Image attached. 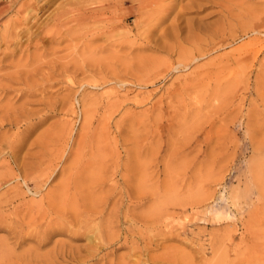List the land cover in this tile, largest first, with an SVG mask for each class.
<instances>
[{
    "label": "rangeland",
    "instance_id": "1",
    "mask_svg": "<svg viewBox=\"0 0 264 264\" xmlns=\"http://www.w3.org/2000/svg\"><path fill=\"white\" fill-rule=\"evenodd\" d=\"M169 1L156 43L119 48L137 35L120 12L108 42L67 22L2 61L0 264H264V0Z\"/></svg>",
    "mask_w": 264,
    "mask_h": 264
},
{
    "label": "bare ground",
    "instance_id": "2",
    "mask_svg": "<svg viewBox=\"0 0 264 264\" xmlns=\"http://www.w3.org/2000/svg\"><path fill=\"white\" fill-rule=\"evenodd\" d=\"M7 2L8 6L1 7L0 8V17L8 14V13H14L15 18L8 21V23L2 27V31L0 32V65H2V61L8 57L14 56V48L16 49L19 45H23L21 42L22 38H25V44L26 48L30 49V47H35L34 49L38 50L40 47H38L39 44H44L46 42H53L58 45L59 42H61V39L63 37L62 30L66 27L68 23L73 22V26L75 23V26H85L88 24H101L100 28H95L94 33L90 38L91 40H96L98 38H103L105 42H108L111 38L110 36H113L112 33L122 28V21L121 17L119 18L120 12H126L134 17V28L136 29L137 35L134 36V40L128 41L126 37H121L119 40V44L117 43V46L119 48H123L126 45L129 44V48H134L137 43L140 42V46H144L150 43H156L157 41L161 40V36L157 39V41H153V36L155 33V29L159 27V25L166 21V18L169 17L171 11L174 10V5L171 6H162L163 2L166 0H127L130 3V6L127 9H122L123 4L122 0H100L97 2H93L92 6L93 8H86V9H78L77 11H69L70 9L65 10L64 7H59L54 15L51 17L50 22L44 23L43 25L38 24V19L40 18V15L43 14L46 10H48V7L53 3V0H28V2L24 5H21L18 9L15 10V8L18 6V4L21 2V0H0L1 2ZM212 0H192L190 3L180 7L181 10L198 13L200 10H203L206 8L207 5L211 3ZM225 1V0H224ZM91 2V1H90ZM168 2H170L168 0ZM205 3V4H202ZM222 2V1H221ZM224 3V2H223ZM229 4V3H228ZM167 5V4H166ZM224 5V4H221ZM227 5V4H226ZM225 5V8H226ZM220 6V5H219ZM229 6V5H227ZM233 6V5H232ZM88 7V6H85ZM65 8V9H64ZM180 8L178 10H180ZM223 8V7H222ZM224 8V9H225ZM232 8V7H231ZM95 9H100L102 13L98 14L95 12ZM227 9V8H226ZM177 10V11H178ZM182 11H178V14L175 15L174 20H178L182 15ZM225 11V10H224ZM229 11V10H228ZM227 11V12H228ZM75 12V13H73ZM186 12V13H187ZM226 12V13H227ZM101 13V12H100ZM176 13V12H175ZM184 12V14H186ZM230 16V15H229ZM47 21V20H46ZM68 22V23H67ZM177 22L174 21V23L170 26L169 29L172 30L173 37L176 39L179 34L182 32L185 35H183V41L189 42L192 41L193 35L192 32L194 30H200L199 25H186V27L181 28L180 25L176 24ZM198 24V23H197ZM69 25V24H68ZM183 25V24H182ZM72 26V25H71ZM89 26V25H88ZM197 26V27H194ZM70 27V25H69ZM75 28V30L77 29ZM96 27V26H94ZM68 28V27H67ZM65 28V29H67ZM126 28V27H125ZM89 29V28H88ZM91 29V28H90ZM93 29V28H92ZM69 30V29H68ZM74 30V28H73ZM81 30V28H80ZM168 30V29H167ZM64 31V30H63ZM77 31V30H76ZM88 31V30H87ZM126 31L128 33H131L133 31V28H126ZM157 31V30H156ZM159 31V30H158ZM217 31V30H216ZM71 32V31H70ZM171 32V33H172ZM179 33V34H178ZM196 33V32H195ZM198 33V32H197ZM203 33V32H202ZM71 34V33H70ZM76 34V33H75ZM81 34V33H79ZM84 34V33H83ZM114 34V33H113ZM157 34V33H156ZM165 34V33H164ZM117 35V34H116ZM130 35V34H127ZM126 35V36H127ZM162 35V34H161ZM203 35V34H202ZM119 36V35H118ZM159 36V35H158ZM168 36V34L166 35ZM196 36V35H195ZM204 36V35H203ZM84 37V36H83ZM82 37V38H83ZM165 37V35H164ZM162 37V38H164ZM207 37V36H206ZM205 37V38H206ZM209 37V36H208ZM218 37V36H217ZM118 38V37H117ZM170 38V37H169ZM199 38V35H198ZM204 38V37H203ZM165 39V38H164ZM181 39V38H180ZM208 39V38H207ZM80 40V39H79ZM156 40V39H155ZM166 40V39H165ZM171 40V39H170ZM198 40V39H197ZM200 40V39H199ZM115 41V40H114ZM164 41V40H163ZM169 41V40H167ZM173 43L175 42L172 40ZM171 41V44H172ZM182 41V42H183ZM195 42V41H194ZM63 43V42H62ZM162 43V42H161ZM178 43V42H177ZM184 43V42H183ZM60 44V43H59ZM160 44V43H159ZM176 44V43H175ZM189 44V43H188ZM192 44V43H190ZM205 44V43H204ZM164 45V44H161ZM56 46V45H55ZM169 46V45H168ZM167 46V47H168ZM38 47V48H37ZM42 47V46H41ZM164 46H162L163 48ZM183 47V46H182ZM191 47V46H190ZM25 48V49H26ZM114 48V47H113ZM170 48V46H169ZM176 48V47H175ZM180 48V47H179ZM87 49V48H86ZM112 49V48H111ZM163 49H166L163 48ZM178 49V46H177ZM174 50V49H173ZM176 50V49H175ZM86 51V50H85ZM117 51V50H115ZM134 51V50H133ZM165 51V50H164ZM168 52V50H166ZM174 52V51H173ZM171 52V53H173ZM16 53V52H15ZM74 53V52H73ZM85 53V52H84ZM112 53V52H111ZM169 53V52H168ZM26 54V53H25ZM115 55V53H113ZM176 54V53H175ZM52 55V54H51ZM181 55V54H180ZM46 56V55H45ZM83 56V55H82ZM94 56V55H93ZM113 57V56H111ZM196 57V56H195ZM118 58V57H117ZM191 58V57H190ZM16 59V56H15ZM113 59V58H112ZM123 59V58H122ZM110 60V59H109ZM5 61V60H4ZM14 62V61H13ZM2 63V64H1ZM12 63V62H11ZM179 65V64H178ZM181 65V64H180ZM187 66V65H186ZM151 67V66H150ZM155 67V66H154ZM179 67V66H178ZM24 68V67H23ZM63 68V67H62ZM58 70V69H57ZM56 70V71H57ZM144 71V70H143ZM16 72V70H15ZM59 72V70H58ZM130 72V71H129ZM20 73V72H19ZM23 73V72H22ZM28 73V72H27ZM26 73V74H27ZM56 73V72H55ZM149 73V72H148ZM153 73V72H152ZM169 73V72H168ZM16 73L15 75H17ZM22 74V75H26ZM134 74V72H133ZM147 74V73H146ZM21 75V74H20ZM1 77V76H0ZM6 77V76H5ZM31 77V76H30ZM153 77V76H152ZM25 79V78H24ZM142 80V79H141ZM27 88V87H26ZM35 88V87H34ZM33 88V89H34ZM30 91V89H28ZM32 90V87H31ZM12 178V177H11ZM14 178V177H13ZM12 178V179H13ZM10 181V180H9ZM6 182V181H5ZM7 183V182H6ZM4 183V184H6ZM16 196V195H15ZM8 203V202H6ZM29 213V212H28ZM27 214V211H26ZM29 215V214H28ZM1 216V215H0ZM29 217V216H28ZM18 218V217H17ZM9 220V219H8ZM13 220V219H12ZM19 220V219H18ZM20 221V220H19ZM1 222V221H0ZM24 222V221H22ZM3 223V222H2ZM27 223V222H26ZM29 224V223H28ZM2 224L0 223V226ZM21 225V224H20ZM6 226V225H4ZM9 226V225H8ZM28 226V225H27ZM30 227V226H29ZM2 227L1 230H3ZM10 227H8L9 230ZM16 229V227H15ZM63 229V228H62ZM11 230V229H10ZM15 232V230H13ZM27 231V230H26ZM29 231V229H28ZM12 232V230H11ZM25 233V232H24ZM17 234V233H16ZM21 234V233H20ZM30 234L28 232L25 233V236ZM12 235V234H11ZM15 235V233L13 234ZM23 235V232H22ZM50 235V234H49ZM48 235V236H49ZM16 236V235H15ZM19 236V235H18ZM24 236V237H25ZM32 236V234H31ZM30 236V239H31ZM24 237H21L24 239ZM33 237V236H32ZM18 238V237H17ZM10 239H13L10 237ZM20 239V238H18ZM17 240V239H16ZM15 240V241H16ZM21 240V239H20ZM16 243V242H15ZM22 243V242H21ZM4 244V243H3ZM20 244V243H19ZM2 246V244H1ZM0 246V247H1ZM5 246V245H3ZM19 246V245H17ZM7 248V247H6ZM4 249V248H1ZM25 251V250H24ZM31 251V250H30ZM9 252V251H8ZM12 253V252H11ZM26 253V252H25ZM3 256V253H1L0 257ZM7 256V255H6ZM8 257V256H7ZM9 258V257H8ZM12 262V261H11ZM18 263V262H17ZM15 264V263H14ZM23 264V263H22Z\"/></svg>",
    "mask_w": 264,
    "mask_h": 264
}]
</instances>
